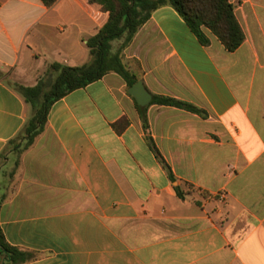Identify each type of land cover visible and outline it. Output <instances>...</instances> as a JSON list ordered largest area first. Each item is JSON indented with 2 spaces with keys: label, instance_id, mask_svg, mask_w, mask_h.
Segmentation results:
<instances>
[{
  "label": "crops",
  "instance_id": "1",
  "mask_svg": "<svg viewBox=\"0 0 264 264\" xmlns=\"http://www.w3.org/2000/svg\"><path fill=\"white\" fill-rule=\"evenodd\" d=\"M229 1L235 51L161 7L122 53L152 101L108 73L56 102L18 155L7 146L32 112L15 85L36 86L40 63H89L109 13L0 0V229L36 255L24 264H264V0Z\"/></svg>",
  "mask_w": 264,
  "mask_h": 264
},
{
  "label": "trees",
  "instance_id": "2",
  "mask_svg": "<svg viewBox=\"0 0 264 264\" xmlns=\"http://www.w3.org/2000/svg\"><path fill=\"white\" fill-rule=\"evenodd\" d=\"M42 1L47 7H53L59 0ZM91 3L100 5L103 11L108 12L109 19L87 41L90 62L78 67L55 63L51 65V70L58 73L55 78L53 75L42 77L33 87L15 85L33 112L17 136L9 141L7 151L10 149L20 155L29 149L44 132L53 105L71 92L87 87L111 72L121 75L130 87L135 85L138 78L124 64L122 53L141 27L151 19L153 12L161 7H174L204 46L210 44L207 32L216 36L229 51H235L245 40L235 7L229 0H91ZM50 77L52 82L48 83ZM153 103L202 113L189 103L169 97L154 96ZM176 191L179 198H185L180 186ZM203 194L208 196L207 193ZM0 250L8 258V263L3 264H24L36 259L34 253L9 244L1 229Z\"/></svg>",
  "mask_w": 264,
  "mask_h": 264
},
{
  "label": "water",
  "instance_id": "3",
  "mask_svg": "<svg viewBox=\"0 0 264 264\" xmlns=\"http://www.w3.org/2000/svg\"><path fill=\"white\" fill-rule=\"evenodd\" d=\"M130 93L137 99L140 106H147L153 98L152 95L147 91L142 81H138L135 85H133ZM0 255H2L1 250Z\"/></svg>",
  "mask_w": 264,
  "mask_h": 264
},
{
  "label": "rangeland",
  "instance_id": "4",
  "mask_svg": "<svg viewBox=\"0 0 264 264\" xmlns=\"http://www.w3.org/2000/svg\"><path fill=\"white\" fill-rule=\"evenodd\" d=\"M61 65H63V66H68V67H72V65H66V64H64V63H62L61 62ZM38 67L42 70V76L43 77H46V76H48V75H53L54 76V78L58 75V73L57 72H55V71H52L51 70V65L49 66V65H44L43 63H40L39 65H38ZM52 82V77H50L49 79H48V83H51ZM36 83V82H35ZM35 83L34 82H32L31 84H29V85H27V86H35ZM30 109H31V112H33L32 111V107L30 106ZM4 262H6V263H8V258H7V256H6V254H3L2 253V255H0V264H3Z\"/></svg>",
  "mask_w": 264,
  "mask_h": 264
}]
</instances>
